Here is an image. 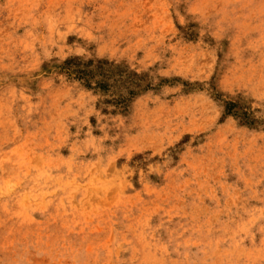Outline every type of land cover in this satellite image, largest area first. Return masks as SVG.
Masks as SVG:
<instances>
[{
    "label": "rangeland",
    "instance_id": "1",
    "mask_svg": "<svg viewBox=\"0 0 264 264\" xmlns=\"http://www.w3.org/2000/svg\"><path fill=\"white\" fill-rule=\"evenodd\" d=\"M0 264H264V0H0Z\"/></svg>",
    "mask_w": 264,
    "mask_h": 264
},
{
    "label": "trees",
    "instance_id": "2",
    "mask_svg": "<svg viewBox=\"0 0 264 264\" xmlns=\"http://www.w3.org/2000/svg\"><path fill=\"white\" fill-rule=\"evenodd\" d=\"M63 73L90 90L111 92V102L118 107L127 104L142 91L145 76L105 60H83L73 57L62 66Z\"/></svg>",
    "mask_w": 264,
    "mask_h": 264
}]
</instances>
